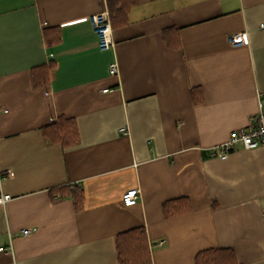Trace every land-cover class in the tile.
<instances>
[{
  "label": "crops",
  "instance_id": "crops-1",
  "mask_svg": "<svg viewBox=\"0 0 264 264\" xmlns=\"http://www.w3.org/2000/svg\"><path fill=\"white\" fill-rule=\"evenodd\" d=\"M135 1L105 51L90 17L107 0H0V194L12 196L0 264H120L116 235L134 228L153 264H196L212 248L264 264V146L211 155L264 97V0ZM242 32L246 44L229 43ZM49 63L37 85L33 69ZM60 116L78 143L45 132ZM70 186L81 210L56 192ZM178 198L189 209L165 212Z\"/></svg>",
  "mask_w": 264,
  "mask_h": 264
},
{
  "label": "trees",
  "instance_id": "trees-1",
  "mask_svg": "<svg viewBox=\"0 0 264 264\" xmlns=\"http://www.w3.org/2000/svg\"><path fill=\"white\" fill-rule=\"evenodd\" d=\"M135 0H107V6L111 17L112 27H120L128 22L129 10L135 5ZM171 29L164 30V36L169 40ZM46 41L50 43L51 37L45 32ZM178 45L176 39L175 42ZM52 63L36 66L33 69V76L37 85H45L49 82V69ZM193 99L199 103L203 97L196 89H192ZM48 136L69 146L78 143L79 129L74 119L60 116L55 122L45 128ZM68 190L56 189L59 198L69 197L72 199L75 209L81 210L84 205V190L82 187H67ZM213 206H217L213 202ZM189 209V202L184 198L167 201L164 204V211L167 213L182 212ZM116 248L120 264H153L149 241L143 228H134L116 235ZM196 264H239L234 251L224 248H212L200 251L196 257Z\"/></svg>",
  "mask_w": 264,
  "mask_h": 264
},
{
  "label": "built area",
  "instance_id": "built-area-1",
  "mask_svg": "<svg viewBox=\"0 0 264 264\" xmlns=\"http://www.w3.org/2000/svg\"><path fill=\"white\" fill-rule=\"evenodd\" d=\"M90 21L93 32L98 39L99 48L105 51L111 49L114 45V41L112 38L113 27L109 11L103 10L92 14ZM228 41L235 46L246 44L248 41V34L246 32L231 34L228 36ZM109 70L112 74H118V63L116 61L111 63ZM107 90L108 89H105L104 91ZM236 144H242L245 148L264 146V97L259 99L258 112L255 117H253L250 128L233 130L229 139L218 148L213 149L211 155L225 158L227 154L235 148ZM7 173L11 175L12 171L8 170ZM140 194L141 191L139 188L129 189L123 194V201L126 205H134L137 203ZM11 198L12 196L10 194L1 193L0 204L5 205ZM31 231L32 229L25 228L21 230V233L27 235Z\"/></svg>",
  "mask_w": 264,
  "mask_h": 264
}]
</instances>
